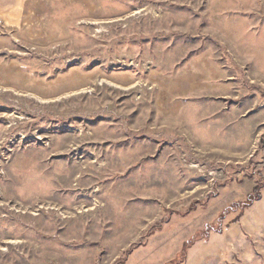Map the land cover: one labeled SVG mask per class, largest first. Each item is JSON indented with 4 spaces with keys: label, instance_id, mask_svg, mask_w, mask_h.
<instances>
[{
    "label": "rangeland",
    "instance_id": "obj_1",
    "mask_svg": "<svg viewBox=\"0 0 264 264\" xmlns=\"http://www.w3.org/2000/svg\"><path fill=\"white\" fill-rule=\"evenodd\" d=\"M0 264H264V0H0Z\"/></svg>",
    "mask_w": 264,
    "mask_h": 264
},
{
    "label": "trees",
    "instance_id": "obj_2",
    "mask_svg": "<svg viewBox=\"0 0 264 264\" xmlns=\"http://www.w3.org/2000/svg\"><path fill=\"white\" fill-rule=\"evenodd\" d=\"M263 184V183H262ZM262 185L260 183H258L253 190L242 200L239 201L238 203H236L238 206H236L237 208L241 209H246L247 207H249L253 201L259 200L261 197V194L259 193V188ZM242 215V210L239 212L238 215H235L234 218H232V220H230L228 222V225L226 226V228L230 227L231 225H234L235 223L239 222L240 220V216ZM217 232H220L219 230Z\"/></svg>",
    "mask_w": 264,
    "mask_h": 264
}]
</instances>
